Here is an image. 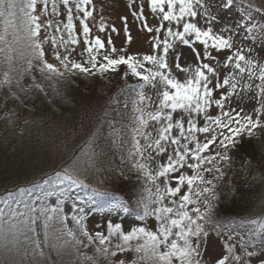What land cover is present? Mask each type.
<instances>
[{
	"label": "snow or ice",
	"instance_id": "6c2138e0",
	"mask_svg": "<svg viewBox=\"0 0 264 264\" xmlns=\"http://www.w3.org/2000/svg\"><path fill=\"white\" fill-rule=\"evenodd\" d=\"M232 3L225 0L224 7ZM248 5L264 13V0H248ZM126 7L130 12L120 17L123 43L117 47L108 33L121 29L109 27L103 15L97 20L93 0H0V54L7 64L0 90L7 89L6 98L47 97L51 89L50 104H67L71 77L119 74L123 89L135 93L130 98L132 125L130 130L113 128L109 136L114 147L130 144L121 165L146 181V195L137 200V221L145 222L143 226L122 229L111 222L90 228L85 208L70 197L72 187H91L89 175H125L101 159L106 153L97 144L100 116H107L117 102L110 95L70 164H57L50 153H42L33 161L42 183L33 178L25 181L31 187L17 184L16 190L5 189L7 194L0 196V264H250L253 253L243 240L237 245L231 237L212 255L207 225L218 198L214 181L224 175L219 163L229 160L228 149L239 138L251 139L264 129V62L233 41L237 31L245 33V41H264V24L214 31L215 16L206 0H128ZM149 14L166 23L153 27ZM129 16L138 22L136 35ZM161 27L167 30L161 32ZM138 38L147 43L146 53L129 50ZM222 50L229 52L221 69L213 61ZM129 75L137 82L128 83ZM225 86L227 95H215L214 90ZM149 88L154 96L146 93ZM241 92L252 93L256 106L251 113L226 108L228 99ZM213 106L218 115L210 113ZM14 115L5 112L0 118L11 123ZM36 191L42 194L33 196ZM92 191L111 195L96 187ZM49 197L55 200L49 202ZM111 206H121L119 198L113 197ZM251 224L256 225L252 236L264 230V221L253 219Z\"/></svg>",
	"mask_w": 264,
	"mask_h": 264
},
{
	"label": "rangeland",
	"instance_id": "374dc122",
	"mask_svg": "<svg viewBox=\"0 0 264 264\" xmlns=\"http://www.w3.org/2000/svg\"><path fill=\"white\" fill-rule=\"evenodd\" d=\"M127 3L128 0H93L95 7L94 15L97 17V20L100 15H103L109 27L115 25L118 29H121L119 34L108 33V35L112 36L117 47H120L123 43L122 21L120 17L129 14L130 9L126 7ZM206 3L209 10L215 16V20L212 22L214 31L218 32L221 27L236 29L238 25H248L250 23L245 13L233 4L224 7L225 0H206ZM145 9L148 11L146 3ZM148 20L152 22L153 27L159 26V23H166H158V17L154 14H149ZM74 23L78 25V21H74ZM256 24H264V15L257 13ZM129 27L132 29L133 34L136 35L139 25L130 16ZM176 27L180 28L179 25ZM166 30L165 27H161V32H165ZM231 34V32L225 33L226 36ZM101 35L103 36L104 34ZM244 35L245 33L237 31L236 35L233 36V41L236 46L244 48L246 51L251 49L247 54L258 62H264V41H245L243 40ZM148 39L151 40V37H148ZM124 47L127 48L128 46L124 44ZM181 47L186 48V46ZM147 49V43H142L141 38H138L137 42L129 50L133 52L139 50L142 53H146ZM228 52L229 50H222V54L214 53L217 58L213 61V65H220L222 69V60L226 58ZM78 53L79 47L74 58H78ZM190 55L189 52L185 58L187 59ZM4 69V64L1 65L0 63V75H2ZM123 70L124 66L121 67V71ZM29 81L30 77H26L25 84ZM127 82L134 84L137 81L129 75ZM119 84H124L119 74L110 77L73 76L66 86L67 104H62L59 101H54L50 104L48 101L52 99L51 89H49L50 94L47 97L43 94L33 95L29 99L21 97L20 101L6 98L7 89L0 90V117H4L5 112L15 113L11 118V123L7 119L0 118V196L6 193L5 189L16 190L15 185L17 184L22 187H31V184L25 181L33 178L37 182L42 183V180L35 174L33 168V161L42 153H50L57 164L61 161L65 162V166L70 164L72 159L75 158V155L79 154V149L84 145L88 134L93 130L96 115L100 109L101 98L106 95L111 87ZM226 89L227 86H225V90H214L215 95H227ZM145 91L148 95L154 96L153 90L150 88ZM129 92L132 91L126 89L121 95H128ZM132 93L134 97L135 93ZM251 97L252 93L241 92L238 96L234 95L228 99L226 108H236L237 110L251 113L252 109L256 106L255 100ZM154 107L155 104H153ZM209 111L213 115H218L220 112L215 106L210 108ZM131 117L132 106L130 108V120ZM198 124H202V120H199ZM131 125L132 121L130 122L129 130ZM259 132L256 137L251 139L244 136L250 140L254 148L252 157L256 161L264 159V144ZM104 152L106 155L102 156L101 159L105 160L108 166L123 169L125 175H120L119 171H102L98 175H89L86 183H89L91 187H72L70 197L75 199L77 204L85 208V222L90 228L97 224L103 226L111 222L120 223L122 229H127L130 225L143 226L145 222L137 221V217L125 210L121 202V206L119 207L113 208L111 206L112 203H110L103 209H98L93 202V197H97L98 195L93 193L92 187H96L100 191L108 192L115 183L127 179L137 180L146 186V181L142 176H138L136 172L129 171L128 167L121 165L120 154L116 158H113V154H115L113 149ZM238 157L242 158L243 156L239 155ZM224 162L221 161L218 165L221 172H226ZM241 162H244L243 164L246 165L244 158ZM261 164V171L264 176V161ZM205 175L206 178L212 179L210 178L212 177L211 175L207 173ZM223 187H225L224 189H229V194L234 193L233 187L227 183V180H224ZM41 194L40 191H36L33 193V196H40ZM48 199L49 202H53L55 197H49ZM216 202L217 200L213 202L214 206ZM67 203L70 205L71 201ZM2 206L0 204V207ZM243 208L245 209L244 217L249 222H246L239 229L216 234L207 228L212 245L210 252L212 255H215L222 249L223 244L228 242L229 237H231V241L237 245L243 240L247 250L253 253L249 257L250 264H264V232L259 231L255 236L251 235L252 229L256 227V225L251 224V220L255 219L259 223L262 218L264 219V194L258 195L255 200L254 198H250ZM68 214L71 215L70 212ZM260 216L262 218L259 220L258 217ZM153 222L154 218H150L147 221L149 225H152ZM89 254H91V250H89ZM128 258H132L131 254H129ZM65 260L70 261L71 257H66Z\"/></svg>",
	"mask_w": 264,
	"mask_h": 264
},
{
	"label": "trees",
	"instance_id": "16d2710c",
	"mask_svg": "<svg viewBox=\"0 0 264 264\" xmlns=\"http://www.w3.org/2000/svg\"><path fill=\"white\" fill-rule=\"evenodd\" d=\"M260 2L261 0L257 1V3ZM232 4L236 8L242 10L247 18L251 17L252 19L250 22L257 23L258 12H256L255 8L249 7L248 0H233ZM260 14L264 15V13ZM0 26V28H2V25ZM10 38L11 37H9V39ZM0 55V63L1 65L4 64L6 69L7 64L3 62V54ZM122 89V84L115 85L111 87L100 100V109L110 95L115 96L117 101L109 106V114L107 116H100L97 138V144L103 148L104 151H108L109 149L114 150L115 154H113V158H116L118 154L122 156L127 148L130 147V144H121L119 147H114L112 145L113 138L109 136L113 128L129 130L130 127V98L133 97V93L129 92L128 95L123 96L121 93L126 89H123V91ZM100 109L96 118L100 114ZM96 124L97 120L95 119L94 126ZM259 133L264 144V129L260 130ZM124 139L129 140V137L125 136ZM96 150L99 151L100 148ZM253 152L254 148L250 140L245 137L239 138V142L235 147H229V160L224 162V165H226V172H222L224 175L220 181H214V183L218 184L216 189L218 199L216 205L211 210V223L207 225V228L211 232L217 234L226 231H234L245 225L246 222L248 223L249 220L244 217L245 209L243 207L250 198H254L255 200L258 195L264 194V176L261 171V163L264 159H259L258 161L253 160ZM239 155L243 157L239 158ZM243 158L246 160V165L243 164L244 162H241ZM224 180H227V183L233 187L234 193L229 194V189H224ZM144 185V183L137 180L134 181L133 179L120 181L115 183V185L108 190V193L111 195L93 197V202L98 209H103L112 203L113 197H117L124 209L137 217V214L141 211L137 206V200L145 195L143 191ZM6 194L7 193L4 195ZM260 218H262V216L258 217L259 220ZM261 221H264V219L262 218ZM262 231L264 232V230Z\"/></svg>",
	"mask_w": 264,
	"mask_h": 264
}]
</instances>
